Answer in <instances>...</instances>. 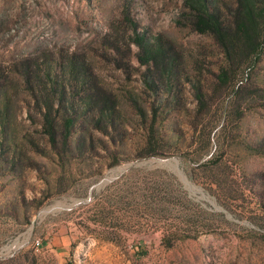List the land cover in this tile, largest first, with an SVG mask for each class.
I'll return each mask as SVG.
<instances>
[{"label": "rangeland", "instance_id": "1", "mask_svg": "<svg viewBox=\"0 0 264 264\" xmlns=\"http://www.w3.org/2000/svg\"><path fill=\"white\" fill-rule=\"evenodd\" d=\"M191 12L0 0V264H264V45L229 65Z\"/></svg>", "mask_w": 264, "mask_h": 264}, {"label": "trees", "instance_id": "2", "mask_svg": "<svg viewBox=\"0 0 264 264\" xmlns=\"http://www.w3.org/2000/svg\"><path fill=\"white\" fill-rule=\"evenodd\" d=\"M234 10L230 11L231 18L222 19L216 6L208 5L206 0H189L191 14L193 13V25L199 32H209L221 46L225 59L230 65V59L236 55L246 56L257 60L264 45V0H236ZM145 55L157 58L163 53L160 44L144 47ZM70 71L74 69V61L71 60ZM223 76V74H221ZM47 111L43 114L44 129L54 141L57 135L55 117L51 114L52 106L46 105ZM65 119V140L69 135L72 123V114ZM29 252V251H28ZM12 262L13 259L6 260Z\"/></svg>", "mask_w": 264, "mask_h": 264}, {"label": "built area", "instance_id": "3", "mask_svg": "<svg viewBox=\"0 0 264 264\" xmlns=\"http://www.w3.org/2000/svg\"><path fill=\"white\" fill-rule=\"evenodd\" d=\"M36 244V246H38V243H35Z\"/></svg>", "mask_w": 264, "mask_h": 264}]
</instances>
